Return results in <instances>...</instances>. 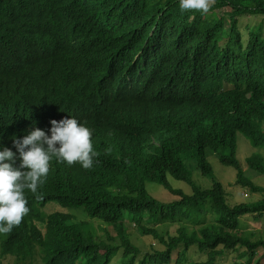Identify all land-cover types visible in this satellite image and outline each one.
I'll list each match as a JSON object with an SVG mask.
<instances>
[{
  "label": "trees",
  "instance_id": "trees-1",
  "mask_svg": "<svg viewBox=\"0 0 264 264\" xmlns=\"http://www.w3.org/2000/svg\"><path fill=\"white\" fill-rule=\"evenodd\" d=\"M243 16L264 18V0H210L206 13L180 11L178 0H0V145L11 148L24 127L37 123L45 131L67 112L96 123L85 124L96 153L92 167L51 164L38 198L25 190L22 224L0 234V257L17 264L35 257L41 264H170L176 253L173 264H218L225 252H238L252 264L261 249L264 259V238L240 231L243 217L264 220V188L244 176L236 156L241 135L249 144L247 169L264 176V36L260 25L244 36ZM110 85L137 112L169 109L172 118L157 119L165 126L135 146L102 150L98 138L110 123L95 104ZM74 102L84 106L70 108ZM122 121H137V114ZM207 151L258 199L231 205ZM188 162L209 188L192 180ZM146 184L163 188L171 204L156 201ZM50 204L60 211L45 208ZM72 210L101 223L108 243ZM209 213L212 220L204 221ZM151 224L175 232L160 235ZM133 230L161 249L142 251L130 240ZM193 248L204 261H188Z\"/></svg>",
  "mask_w": 264,
  "mask_h": 264
},
{
  "label": "clouds",
  "instance_id": "clouds-1",
  "mask_svg": "<svg viewBox=\"0 0 264 264\" xmlns=\"http://www.w3.org/2000/svg\"><path fill=\"white\" fill-rule=\"evenodd\" d=\"M178 6L180 11L197 10L206 13L210 0H178ZM117 90L110 85L104 91L105 99L95 104L103 106L102 112L110 123L108 129H102L98 138L102 150L112 149L110 153L115 152L114 147L135 146L151 137L155 129L165 126L158 124L157 119L162 122L172 118L167 111L169 109L158 115L148 112L151 109L137 112L136 105L113 96ZM78 106H84V102H74L70 108ZM79 112L55 116L45 131L37 123L24 127V132L12 138L11 148L0 145V234L12 232L22 224V217L28 213L25 190L38 198L37 188L43 184L51 164L78 163L83 169L92 167L96 153L93 150L92 131L85 124L96 127V123L90 119L79 121ZM131 114H137V121H122V118ZM109 134L117 136L119 140L115 143L104 140Z\"/></svg>",
  "mask_w": 264,
  "mask_h": 264
},
{
  "label": "rangeland",
  "instance_id": "rangeland-1",
  "mask_svg": "<svg viewBox=\"0 0 264 264\" xmlns=\"http://www.w3.org/2000/svg\"><path fill=\"white\" fill-rule=\"evenodd\" d=\"M217 14H221L220 11L216 12ZM240 27L243 28L242 34L246 36V31L248 27H257L260 25V33L264 36V18L262 17H248L243 16L238 18ZM224 29H228L227 25H225ZM245 144H248L247 140L244 139L241 135H237V159L239 163H241V168L244 172V176L250 178V180L256 185L261 188H264V176L257 175L256 173L247 169V165L243 158V153L246 150ZM249 145V144H248ZM251 150H254L250 147ZM255 152L257 150H254ZM264 156V152H262ZM246 156H244L245 158ZM207 161L210 164L216 181L219 182L222 187L224 188L225 192L227 193V200L231 203V205L235 203L245 202L250 203L258 199L256 195L249 193L246 189L241 188L236 184V172L227 167L221 166L215 155L211 152L207 151ZM189 171L192 175V180L200 185L202 189H207L210 186V182L206 179H202L199 175L198 170L196 169L193 162H188ZM171 186L176 189H180L185 193H190L186 185L180 182H170ZM146 190L148 194L153 197L156 201L161 204H171L172 197L169 193H167L163 188L154 185V184H146ZM50 207V208H49ZM55 207H58L54 204L47 205L45 208H49V211L55 212L60 210H55ZM59 208V207H58ZM61 209V208H60ZM209 209V207L207 208ZM75 211L72 215L75 216L78 222H88L92 228L93 234L97 237L100 241H107L106 234L104 233L105 227L96 220L88 219L82 210H72ZM62 212V211H61ZM213 216L209 213L204 217V221L212 220ZM153 225L152 229H154L158 234L165 235L167 233L173 234L175 232V227L170 225ZM147 226V225H146ZM240 231L244 234H253V240L258 239L259 237L264 238V220L261 221H253L251 217H243L241 219L240 224ZM115 233L113 232L110 236H114ZM131 242L141 248H145L144 252H150L151 247L155 248L156 250H160V246L157 245L156 241H154L151 237H146L139 235L135 230L132 231ZM262 251L259 249L254 256L253 260L251 261L252 264H264V259L262 258ZM187 258L189 262L195 261H204L206 258L205 254L197 253L196 250L193 248L191 249L188 254ZM176 253H172L171 262L173 264V260L175 259ZM247 262V258L239 257L238 252H225L224 255L217 260L218 264H245ZM0 264H17L15 259L12 256H5L3 258L0 257ZM34 264H41V261L35 257Z\"/></svg>",
  "mask_w": 264,
  "mask_h": 264
},
{
  "label": "bare ground",
  "instance_id": "bare-ground-1",
  "mask_svg": "<svg viewBox=\"0 0 264 264\" xmlns=\"http://www.w3.org/2000/svg\"><path fill=\"white\" fill-rule=\"evenodd\" d=\"M164 134V133H163ZM161 136V135H160ZM163 137V136H162ZM54 203V202H53ZM43 217V216H42ZM45 220V219H44Z\"/></svg>",
  "mask_w": 264,
  "mask_h": 264
}]
</instances>
